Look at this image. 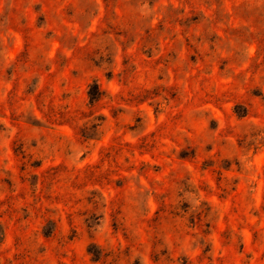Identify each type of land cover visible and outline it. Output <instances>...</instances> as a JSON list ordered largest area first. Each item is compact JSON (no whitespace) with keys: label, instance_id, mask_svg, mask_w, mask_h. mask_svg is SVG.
I'll return each instance as SVG.
<instances>
[{"label":"rangeland","instance_id":"374dc122","mask_svg":"<svg viewBox=\"0 0 264 264\" xmlns=\"http://www.w3.org/2000/svg\"><path fill=\"white\" fill-rule=\"evenodd\" d=\"M0 264H264V0H0Z\"/></svg>","mask_w":264,"mask_h":264},{"label":"trees","instance_id":"16d2710c","mask_svg":"<svg viewBox=\"0 0 264 264\" xmlns=\"http://www.w3.org/2000/svg\"><path fill=\"white\" fill-rule=\"evenodd\" d=\"M95 87H96V85H95ZM90 96H91V94H90Z\"/></svg>","mask_w":264,"mask_h":264}]
</instances>
